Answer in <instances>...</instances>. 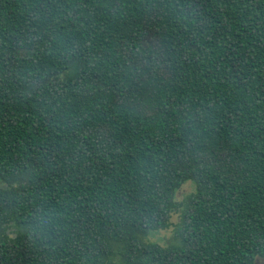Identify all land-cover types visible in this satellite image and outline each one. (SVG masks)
<instances>
[{
    "label": "trees",
    "instance_id": "16d2710c",
    "mask_svg": "<svg viewBox=\"0 0 264 264\" xmlns=\"http://www.w3.org/2000/svg\"><path fill=\"white\" fill-rule=\"evenodd\" d=\"M263 255L264 0H0V264Z\"/></svg>",
    "mask_w": 264,
    "mask_h": 264
},
{
    "label": "rangeland",
    "instance_id": "374dc122",
    "mask_svg": "<svg viewBox=\"0 0 264 264\" xmlns=\"http://www.w3.org/2000/svg\"><path fill=\"white\" fill-rule=\"evenodd\" d=\"M194 189V184L191 181H187L177 190L175 195V202L178 210L182 209V207L184 206L185 198L188 196V194L192 193ZM179 215L180 213L178 211L172 213L168 228L151 233L146 237V240L156 242L161 245H167L174 242V229L180 219ZM255 264H264V255L258 257L255 261Z\"/></svg>",
    "mask_w": 264,
    "mask_h": 264
}]
</instances>
